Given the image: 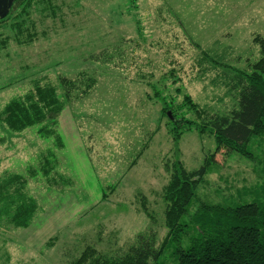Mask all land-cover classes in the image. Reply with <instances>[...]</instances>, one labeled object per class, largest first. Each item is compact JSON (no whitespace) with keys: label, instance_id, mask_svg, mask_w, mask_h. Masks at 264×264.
Masks as SVG:
<instances>
[{"label":"rangeland","instance_id":"374dc122","mask_svg":"<svg viewBox=\"0 0 264 264\" xmlns=\"http://www.w3.org/2000/svg\"><path fill=\"white\" fill-rule=\"evenodd\" d=\"M50 2L32 9L21 30L0 25V111L60 78L85 75L95 83L85 96L74 91L79 97L56 125L2 140L0 178L22 176L36 212L26 229L0 221V264H73L87 245L117 257L138 234L154 233L161 242L165 165L181 161L194 170L206 153L214 163L190 211L199 201L227 206L262 197L264 136L250 143L254 162L216 149L195 128L175 144L155 95L178 119H194L181 108L185 95L211 113L235 108V93L210 79L227 83L264 58V0ZM205 50L214 67L203 75L197 62ZM171 256L168 247L162 261Z\"/></svg>","mask_w":264,"mask_h":264},{"label":"trees","instance_id":"16d2710c","mask_svg":"<svg viewBox=\"0 0 264 264\" xmlns=\"http://www.w3.org/2000/svg\"><path fill=\"white\" fill-rule=\"evenodd\" d=\"M43 5L51 6L50 0H18L0 20V25L21 30L24 17ZM10 21L12 24L8 25ZM212 58L208 50L201 53L197 62L201 74L212 73ZM108 60L102 63L107 64ZM80 77L82 80L78 82L60 78L57 86L35 85L32 91L7 103L0 111V144L25 129L56 125L65 106L79 97L74 91L85 96L93 88L92 78ZM228 82L223 84L219 79H210L211 86L223 87L228 94L235 93L236 107L223 114L211 113L185 95L181 108L192 112L194 119H184V116L178 119L171 110L172 105L158 92L155 98L162 102L161 115L173 126L169 133L175 144L180 133L195 128L200 134L212 137L216 149L222 147L254 162L256 158L249 149L250 143L264 136V58L253 65L250 74L236 71ZM207 154L202 165L194 170L186 169L181 161L165 165L168 174L163 190L166 235L161 242H157L154 233L138 234L117 257L104 255L94 245H87L73 264H264V194L251 202L227 206L199 201L190 211L196 191L214 163L213 154ZM25 182L14 173L0 178V221L5 226L26 229L33 219L36 204L23 194ZM168 247L172 249V256L170 262L165 263L162 256Z\"/></svg>","mask_w":264,"mask_h":264},{"label":"water","instance_id":"95a60500","mask_svg":"<svg viewBox=\"0 0 264 264\" xmlns=\"http://www.w3.org/2000/svg\"><path fill=\"white\" fill-rule=\"evenodd\" d=\"M14 1L15 0H0V19L8 15L9 9Z\"/></svg>","mask_w":264,"mask_h":264},{"label":"flooded vegetation","instance_id":"af4514ba","mask_svg":"<svg viewBox=\"0 0 264 264\" xmlns=\"http://www.w3.org/2000/svg\"><path fill=\"white\" fill-rule=\"evenodd\" d=\"M16 1H18V0H15V1L12 3L11 8H12V6L15 4ZM11 8L9 9V12H10ZM0 20H1V19H0Z\"/></svg>","mask_w":264,"mask_h":264}]
</instances>
